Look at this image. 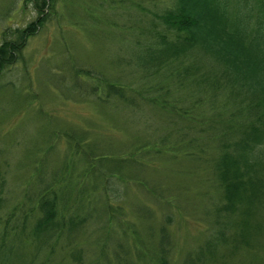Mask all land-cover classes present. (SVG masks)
I'll list each match as a JSON object with an SVG mask.
<instances>
[{
  "label": "rangeland",
  "instance_id": "rangeland-1",
  "mask_svg": "<svg viewBox=\"0 0 264 264\" xmlns=\"http://www.w3.org/2000/svg\"><path fill=\"white\" fill-rule=\"evenodd\" d=\"M255 2L227 0V16L254 17ZM174 4L51 0L44 24L3 72L0 244L11 250L6 264H160L159 245L167 240L166 264H264L262 207L246 230L239 211L220 210L216 133L219 124L236 121V105L225 103L224 82L213 94L204 80L216 66L197 53L158 71L141 60L162 36L174 38L161 21ZM36 17L30 0H0V44L3 31ZM104 81L122 86L134 104L90 93ZM87 161L93 165L88 174ZM45 188L61 216L84 223L36 253L27 235L40 217ZM221 233L225 245L218 242ZM5 261L0 254V264Z\"/></svg>",
  "mask_w": 264,
  "mask_h": 264
},
{
  "label": "trees",
  "instance_id": "trees-1",
  "mask_svg": "<svg viewBox=\"0 0 264 264\" xmlns=\"http://www.w3.org/2000/svg\"><path fill=\"white\" fill-rule=\"evenodd\" d=\"M30 1L37 13L36 19L23 28L7 29L2 33L0 77L15 62L28 38L39 30L49 13L51 0ZM255 9L254 17L244 13L230 20L227 16V0H175L173 8L161 18L164 27L173 33L174 38L162 36L158 46L147 47L145 57L141 58L146 68L156 71L164 64L193 53L200 54L216 66L217 72L204 80L209 83L213 94L224 82L225 90L229 89L227 100L224 101L236 105L231 113L236 121L219 124L221 132L216 133L219 144L213 173L224 200L220 210L226 214L239 211L244 216L243 230L249 228L248 220L258 207L264 211V148L260 151L264 146V0H256ZM88 77L93 75L88 74ZM90 93L101 94L100 99L103 101L115 97L130 105L134 104V99L126 96L125 89L114 83L104 81L102 87L91 88ZM210 98V110L216 112L215 98ZM217 116L220 117L219 114ZM88 163L86 174L93 169V165ZM52 193L49 188H45L39 195L37 207L41 214L26 234L36 253L46 248L50 241L64 233H72L84 223L83 220L61 216L56 196L50 195ZM12 217L13 214L8 220L11 221ZM20 231L24 235L22 232H25V227ZM161 233L163 239L165 228L161 229ZM218 239L219 243L226 244L223 233ZM167 243L168 240L159 245L160 264L167 262L164 249ZM10 251L9 246L2 241L0 254L6 257L5 264Z\"/></svg>",
  "mask_w": 264,
  "mask_h": 264
}]
</instances>
